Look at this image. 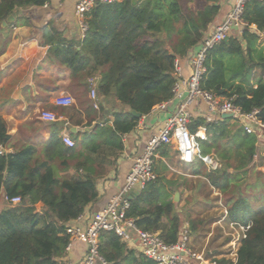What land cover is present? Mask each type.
Listing matches in <instances>:
<instances>
[{
	"label": "trees",
	"instance_id": "16d2710c",
	"mask_svg": "<svg viewBox=\"0 0 264 264\" xmlns=\"http://www.w3.org/2000/svg\"><path fill=\"white\" fill-rule=\"evenodd\" d=\"M47 1L0 0V28L17 8ZM221 10L220 0H122L98 5L87 15L89 28L82 41H68L59 30L45 33L53 59L77 80L74 93L83 100L80 107L90 117V126L109 104L125 111L114 112L111 127L95 125L85 134V142L73 147L63 142L54 124L44 125L53 131L39 144L33 127L37 119L21 124L12 135L0 116V146L5 149L0 153V203L3 194L22 198L17 205L5 202L0 210V264H60L69 242L66 226L99 198L102 164L91 153L103 144L122 149L121 135L135 129L140 119L129 110L147 115L173 97L176 60L199 46ZM243 17L248 23L243 34L209 52L203 88L233 97L244 112L258 109L264 121V0H249ZM93 82L99 109L90 98ZM200 127L206 128V138L197 137L202 154L213 156L221 166L209 169L200 159L188 164L189 174L198 179L189 182L177 176L191 190L179 211L175 193L182 195L184 190L174 176L167 177L166 163L172 157L165 146L161 156L167 162L159 159L157 181L131 199L127 215L143 230L176 243L186 222L190 235L207 232L215 217L209 214L215 201L211 196L217 191L228 211L227 221L251 225L240 243L237 264H264V133H248L237 119L216 115L210 122L195 116L189 128L197 133ZM99 238V252L108 264H156L113 231H104ZM219 264L231 261L222 258Z\"/></svg>",
	"mask_w": 264,
	"mask_h": 264
},
{
	"label": "crops",
	"instance_id": "0c3cea01",
	"mask_svg": "<svg viewBox=\"0 0 264 264\" xmlns=\"http://www.w3.org/2000/svg\"><path fill=\"white\" fill-rule=\"evenodd\" d=\"M78 1L48 0L43 6L17 8L16 11H21V13L18 14L16 20L9 23L7 27L0 28V116L9 123L12 135L17 134L21 124L37 119L33 127L36 129L34 134L39 135V144L48 140L53 131L46 129L44 125L54 124L60 131V135L67 133L77 145H80L85 142V134L95 125L100 124L104 128L111 127L114 112L124 109L113 103L109 104L105 112H99L94 124L90 126L88 124L90 117L80 107L83 100L77 98L74 93L77 89L73 88V82L77 83V80L73 81L71 70L66 66H61L49 53L51 45L45 43L47 32L53 33L54 30H59L63 32L68 41L84 39L75 14ZM232 1L220 0L221 15L211 26L225 17ZM232 34V36L238 35V31L234 30ZM190 55L181 59L184 75H188L190 71ZM65 95L75 100L73 106L59 107L54 104L55 98ZM175 108L176 102H169L164 110L155 108L149 114L143 115L138 120L135 129L121 135L122 149L103 144L97 152L91 153V156L102 164L97 181L99 198L95 203L89 204L83 213L98 212L109 204L112 197L125 185L135 156L144 150L156 129L174 113ZM45 109L56 113L58 120L47 122L41 119V113ZM192 110L194 116L203 115L206 120L215 116V114H212L213 117L210 116L208 107L202 100L193 105ZM198 131L201 138H206L205 127H200ZM261 154H264V147L261 149ZM177 157L180 159L178 154ZM160 160L167 162L162 156ZM179 161H176V166H172L171 161L166 163L174 172L170 173L169 170L168 173L171 176L167 175V177L170 179L174 176L188 196L191 190L187 189L184 180L177 176L183 175L188 178L189 182L191 180L196 182L198 178L189 174L190 165ZM69 171L73 173L75 170L71 168ZM211 197L215 201L210 209L216 208L220 214L218 217L221 219L225 208L222 204V195L214 191ZM1 202H4L3 198ZM224 224L227 228L229 227L227 219L224 220ZM187 225H189L188 222L184 227ZM86 249L87 244L84 241L74 242L71 250L59 258L60 264H77L84 256Z\"/></svg>",
	"mask_w": 264,
	"mask_h": 264
},
{
	"label": "built area",
	"instance_id": "2783aa9c",
	"mask_svg": "<svg viewBox=\"0 0 264 264\" xmlns=\"http://www.w3.org/2000/svg\"><path fill=\"white\" fill-rule=\"evenodd\" d=\"M122 0H79L75 6V14L79 21L81 35L85 37L88 31L86 22L87 15L98 5L121 2ZM249 0H233L225 17L209 27L199 46L189 58V74L182 72L181 60L175 62L177 79L173 88V97L168 101L154 107L164 110L167 103L176 102L173 114L168 116L156 129L144 150L134 158L131 170L127 176L123 188L110 200L109 204L102 210L87 214H81L76 220L70 222L65 229L69 242L66 252H69L76 241H84L87 249L84 256L77 264H108L99 252V237L104 231L115 232L128 247L141 252L146 258L153 260L156 264H219V260L226 258L231 264L238 262V250L242 239L247 237L250 224L243 225L228 221L230 231L226 232L230 238L226 243V252L218 258L211 251H197L190 247V234L188 225L184 227L182 239L176 243H167L158 232L143 230L136 219L127 215L131 207L129 194L134 189L144 190L150 183L156 182L159 175L157 164L161 158V150L167 146H174L178 151L180 160L185 164H192L197 159L205 162L209 169H217L221 166L219 160L213 156L203 155L197 142L201 137L200 132H191L189 124L195 117L192 107L198 101H204L210 112L222 118L223 114H233V118L243 124L248 133H264V121L259 116V110L244 112L241 107L235 105L233 97H220L213 91L203 88V81L208 73L207 58L209 52L238 31L242 35L248 23L244 20L245 6ZM255 30V25H253ZM90 98L96 109L100 108L99 95L96 82L92 83ZM54 104L59 107H71L75 100L71 96H60L55 98ZM213 117V116H212ZM41 119L47 122L58 120L56 113L45 109L41 113ZM223 119V118H222ZM212 121L213 118H207ZM263 136H261L262 138ZM63 142L68 147L75 146L76 142L69 134H62ZM5 149L0 146V153ZM3 199L13 205L22 201L20 196L9 197L3 194ZM228 211L223 210V217L218 222L227 219Z\"/></svg>",
	"mask_w": 264,
	"mask_h": 264
},
{
	"label": "rangeland",
	"instance_id": "374dc122",
	"mask_svg": "<svg viewBox=\"0 0 264 264\" xmlns=\"http://www.w3.org/2000/svg\"><path fill=\"white\" fill-rule=\"evenodd\" d=\"M232 119H235V118L232 117ZM169 148H170V153L172 157L171 164L172 166H176V161L178 160V162H180L179 161L180 159H178L177 157V154H178L177 150L174 146H170ZM157 167H160V164H157ZM180 168L182 169V167ZM170 173H174V172L170 170ZM168 176H171V174L168 173ZM186 197L187 196H186L185 191L182 195L180 194V200L178 201L179 211H181V207L186 204ZM5 202L6 201L4 200V202L0 203V209L5 207L4 206ZM209 214L215 217H213L212 222L209 225L207 232L202 235H196V234L190 235V247L197 251L206 250L208 253L211 251L212 253H214L213 255L220 258L221 256L224 255V253H228L226 252L227 251L226 243L229 240L230 236L226 232L230 231V229L226 227V225L224 224V221H222L223 227H221V224L218 223V222H221V220L219 219L220 214L216 208H211L209 211Z\"/></svg>",
	"mask_w": 264,
	"mask_h": 264
},
{
	"label": "water",
	"instance_id": "95a60500",
	"mask_svg": "<svg viewBox=\"0 0 264 264\" xmlns=\"http://www.w3.org/2000/svg\"><path fill=\"white\" fill-rule=\"evenodd\" d=\"M19 13H21V11H18V12L15 11L13 14H11V15L7 18V20H5V21L2 22V25H1V26L4 28V27H7V26L9 25V23L14 22V21L16 20V18H17V16H18ZM102 98H103V97H102ZM121 111L124 112L125 109H121ZM129 111H130L133 115H135V116H137V117H139V118L142 117L141 113L137 112L136 110H129ZM232 117H233V114H232V113H231V114H223V115H222V118H223V119L232 118ZM140 193H141V191H140L138 188H136V189H134L133 191L130 192L129 197H130V199H134V198L137 197ZM179 200H180V193H179V192H176V193H175V201L178 202ZM200 264H206V263L202 262V263H200Z\"/></svg>",
	"mask_w": 264,
	"mask_h": 264
}]
</instances>
